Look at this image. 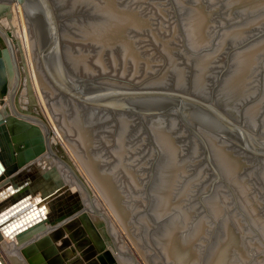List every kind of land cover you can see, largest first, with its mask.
I'll use <instances>...</instances> for the list:
<instances>
[{
  "label": "rangeland",
  "instance_id": "obj_1",
  "mask_svg": "<svg viewBox=\"0 0 264 264\" xmlns=\"http://www.w3.org/2000/svg\"><path fill=\"white\" fill-rule=\"evenodd\" d=\"M54 1L57 4L56 5L57 6L56 11L58 14L61 15L60 16L61 22H62L61 28L66 27V31H67V36L63 37V40H62V42L64 44V50L63 51H64L65 59L68 60L71 65L74 66V68L77 70V74L81 77L93 78V77H101V76H111V77H113V79H115V81L118 84H123L122 83L123 81L134 82V81L139 80V79L141 80L144 77H148L150 79L147 80V82H149L150 84H153V83L154 84H157V83L163 84V83L167 82L166 84H169L170 86H179V85H184V84L188 85L189 84V86L191 88H194L196 83H197V82L194 83L195 78H196V74H197L198 68L200 67V63L202 64V62H201L203 60L202 58L206 57V56H210L211 57L210 59L212 60L213 65H209V66L203 68V74H206L208 72L209 77H206V78H208L207 80L205 78L207 83H205V81H202L203 83H202V85L200 84V86L202 87V90H204L205 92H206V90L204 87H206L208 91L212 90L215 95L219 94L218 96H220V93L218 91H220V89L222 88V85L224 84V78H226V76H228V74L230 72V69L232 67V63L235 61V55L237 54V52L240 49H243L245 47L247 48V46L251 45V43H253V45L256 43H263V41H258V40L259 39L261 40V38L264 37V0H253V1L252 0H242V1L238 0V2L236 4H233L234 0H201V2H199L200 0H195L196 4L197 3H198V5L201 4L200 5L201 8L199 7V9L203 8L202 10H204L206 12L209 11L208 13H211L210 15L212 16L210 18V15H208L209 16L208 17L206 15L208 13L203 11V14L206 15V17L204 15H203V17H205V19L209 18V19H207L208 22L203 21V24L200 26V28L202 26L203 27L201 29L199 28L198 30L196 29V31H194V33L197 32L198 34L196 33V35H197V37H199V35L201 36V34L199 33V30H200V32L203 30L201 32L202 34L209 35V37L210 36L211 37L209 38L210 40L208 39L209 41L206 43L205 39L203 40V38L201 36L200 38L202 40L200 38H198L199 40L197 39L198 42L196 44L195 43L191 44V42L187 36L188 29L186 27V18H185V17H187L185 15H187L186 11L189 9V7L194 8V7H192V5H195L194 0H188V2H187V0L186 1L184 0L185 3L183 2V0H160V1L159 0H127V1L126 0H120V1L118 0L119 2H121L123 4L124 10L128 11L129 12L128 14L131 17H133L132 18V21H134V22H132L133 24H131V23L128 24L129 27L125 26L126 27L125 31L127 34L125 33V31L122 32V34L124 33L123 35H125L127 38V41H126L127 47L128 48H130L132 46L134 47V49H133V47L130 48V50H131L130 57H131V53H132V55L134 53V55L136 56V57L132 56L133 59L136 61V67H135L132 59L129 57V58H126L124 60L122 58L123 56H122L121 52L118 49L114 48L115 46H113L114 50L112 48L111 51L105 50V52L101 51L102 53L100 52L99 54H98V51H96V53H97L96 54L94 51V49L96 47H94L91 42L85 41L83 39L84 31L86 29L84 27L85 24H83V23L86 22V26L89 25V27H90L91 21L89 19L92 18L93 14H95L94 12H92V10H90L91 5L90 6L85 5V2L80 4L82 1H78V2H76L78 4L75 6V5H73V2H74L73 0H62L63 2H61L59 0H54ZM118 1H116V2H118ZM149 1H150V3H149ZM181 3H182V6H181ZM187 3H190L191 5L190 4L188 5ZM124 4H126L128 7ZM184 4H186V5H184ZM234 5H235V7H234ZM237 5H238V7H236ZM202 6H204L206 9H204V7H202ZM239 6H241V9ZM243 6H246V8H244ZM125 7L128 8V10ZM130 7H132V8L134 7L135 8L134 10H136V11H133L132 8H130ZM235 8H236V10H235ZM251 8H253V9H251ZM129 9H130V11H129ZM137 11H138V13H137ZM199 12H200L199 14H202L201 10H199ZM133 14L137 15L138 18H136L137 16H133ZM131 17H129V18H131ZM138 20H139V22H138ZM135 21H136V23H135ZM206 22L209 24L206 25ZM139 24H141V26H143V28L142 27L140 29L137 28V26L140 27ZM130 25L134 26V27H130ZM144 25H146L145 26L146 28H144ZM135 26H136V30L134 29ZM204 27H205V29H204ZM245 28H248V29L245 30ZM185 29H187V30H185ZM138 30H140V32ZM17 31L19 32V34H21L20 28L19 29L17 28ZM172 31H174L175 33H173ZM233 31L235 34L240 33L239 36L244 31V34L246 36L244 39L237 40L238 42H236L235 44H229V45L227 43H229L230 40L229 39L227 40V38H228L227 37L226 43H225L226 45L224 44V50L223 51H217L218 45L221 42L222 36L223 35L227 36L229 34V32H233ZM154 33H155V35H154ZM129 34L131 36L133 35L132 37H135V34H136L137 38L135 37L133 39ZM237 35L238 34H236V37H237ZM169 36H170V38H168ZM185 36H187V37L185 38ZM238 38H240V37H238ZM86 40H88V39H86ZM128 40H130L129 43H128ZM206 40H207V38H206ZM163 41H165L164 44L169 43L170 45H173L172 48L174 51L171 49L166 50V48L168 46L163 45L162 44ZM171 41H173V42L171 43ZM200 41H202L201 44H200ZM131 42H132V44H130ZM204 42H205V45L206 44L207 45L209 44V45L208 46L203 45ZM27 44H28L26 46L27 54L26 55H25V53L23 54V60L25 62L28 77H29V80H30L31 85H32L31 88L33 91V95L36 99L35 101L39 105L40 110H42L43 112L46 113L47 117L49 118L50 123L53 125V127L55 129H56L55 125H57L60 129H62V132H64L65 130L67 131V126H65L66 125L65 121L71 125V120L75 117H78V118L79 117H85V118L87 117L86 119L89 118L92 126L94 125V127L97 130H99L96 137H95L96 150L99 152L101 151L100 154H102V156H104V159H106V161H104V162L107 166H110V164H113L114 162L117 161L116 156H114L113 150L116 149V147H117L118 135L119 136L120 135L125 136V134H127L123 140L124 147L126 148V152H127L126 156L124 155V158L128 160L127 163L129 166L128 165L127 166L129 168H131V170L133 172L136 169L135 174H137V175H138V172H141L143 174L144 179H142V180L138 179V177L135 174L132 176L131 174H126L125 172L123 173L125 166L123 167L120 162H117L119 164V165H116L118 167L115 166L117 169L116 170L117 173H115V177L113 178V180L110 181V187H109V189L112 186H113V188L115 187L114 189L111 188V190H113L112 191L113 193H111L110 190L108 191V190L103 189V188L101 189L100 187L96 188V189H97L98 193H100V194L102 193V191H106V192H103V195H105V193H106L105 198H108L109 200L103 199V201L104 202H105V200H106V202L108 201L109 202L108 205H111L113 207V209L115 210V213L118 211L116 213L117 216L119 215L118 219L121 218L119 221H121L122 225L125 226L126 232L129 233V235H128L125 232V230H122L123 235H124L123 236L124 240L131 242L132 244H134L136 246L138 245L137 248L140 250L139 253L142 254V252H143L142 256L144 255L145 258H148V257L150 258V256L151 257L155 256L158 253L157 252L158 250H157L155 243H154V240H155L154 235L156 233L158 234L159 233L158 230H160L161 228L159 227L160 226L159 222H157L158 220H156V218L154 219L153 209H155L154 208L155 207V203H154L155 196L160 192V188L162 185H160L158 182H156L153 178L149 179V177L152 175L153 176L157 175L158 172L160 170H162L163 163H165L166 159H167V150L165 148L164 141L161 139V136H160V129L162 127L155 125L156 124L155 122H163V121H156L159 118L164 120V121H167L170 119H167V118L163 119L164 115H160V116H162V118L157 117V116L148 117V118H144L141 121L139 118L132 116V120L127 125V126H129V128L126 129L123 125V122H122L123 120L119 121V117H121L125 113H120V114L119 113H117V114L113 113V114H111L110 112H100V111L92 112L89 109H82L79 106L76 107L73 104H69L68 102H70V101H68L66 99H61V98H58V100H55L49 106V104H47V102L44 98V95L40 89L38 80L36 78V74H35L36 69H35V66L33 64V54H32L31 43L29 45V42H27ZM162 46H164V47L162 48ZM201 47L203 49H201ZM97 48L99 49V45L97 46ZM112 50H113V52H112ZM172 51L174 53V59L173 60L175 61V63L173 60L171 63L170 57L168 54V53L171 54ZM79 53H81V54H79ZM85 53H86V56L84 55ZM100 54H101V56H99ZM109 54L111 56H109ZM70 55L71 56L74 55V57L79 56L80 57V64L79 63L75 64V65L72 64L73 58L69 59ZM88 55H89V58H88ZM81 56H82V58H81ZM166 57H168V58H166ZM83 58H85V59H83ZM98 58H100L101 60L100 61L96 60ZM130 59H131V61H130ZM210 59L208 60V62H210ZM99 62H101V63H99ZM196 64H199V66L197 67ZM134 67H135V69H134ZM201 68L202 67H200V69ZM176 70H177V72H176ZM168 72H169V74H168ZM245 73L249 77L248 82H245V80H246L245 75L246 74H244V78L240 79L241 82H239V85H235V83H233L235 85V87L233 86V88H230L231 92L229 90H227L228 92L226 94V90L224 89V94L226 95V98H224V97L223 98L226 99L227 101H229L228 104L230 107H233L234 103H235L236 107L238 106L237 108H235V110L237 111V109L240 108L241 111L244 113L246 121L249 124H251V121L249 119L252 118V116L250 114H248V109L250 110V108L253 106L254 102L258 101L261 103V104L260 103L258 104V106L261 107V109H259L258 111L264 113V99H263L264 98V52L258 54L254 58L252 64L245 71ZM179 77L182 78V79L180 78L181 84L176 82V80H178ZM161 79H162V81H161ZM215 80H218L217 81L218 83L216 86H214V84L216 82ZM247 83H248V85H247ZM244 84L246 87L244 86ZM221 91L223 93V89ZM246 95H247V97H246ZM25 96L26 95L24 93V95H22L21 98H23ZM240 98H242V99H240ZM59 102H60V104H59ZM238 103H241V104H238ZM59 105L63 106L62 110L59 109V107H58ZM65 105H67V106H65ZM64 106H65V108H64ZM61 113H63V114H61ZM68 113H70V115L72 116V117L70 116L71 118L69 117ZM83 114L86 116H84ZM263 115L261 116L262 118H264ZM128 116H131V115H128ZM164 117H170V116H164ZM261 117L259 119H262ZM171 118H172L174 129H177V131H179L178 133L172 132V134H173V139L171 138L172 144L177 146V147L178 146L183 147V154L180 156L184 157L183 167L185 169H187V171H188V172H186V174H190V175L196 174V176H197L198 172L199 173L201 172V174L205 175L204 180L199 179L196 182H193L191 184L189 183V185H188L189 186L188 187L189 192H188L187 200H186L190 206H193V205L195 206L196 213H198L201 217L203 216L204 221L207 223V225H211V227H212L211 228L209 226V228H207L208 231L206 230L208 233L205 236V243H204L205 245L204 244L202 245V247H201L202 250L200 251L201 261L199 260L198 262H196V264H210L212 261L214 262V260L216 258L218 260H220L221 257H223V258L225 257L224 254H223L224 256H222L221 253L218 251H217L218 253L216 252L217 254L214 253L215 254L214 257L212 256L213 255L212 251H214L216 248V247H214L215 241L217 239L216 237L219 238V233L221 232V228H220L221 222L219 221L220 222L219 223L218 221H215L213 219V216H210V213L206 212V210H207L206 209V206H207L206 200H210L212 198L211 195H214L213 193H215V195H217L218 199H222L221 196H222V194H224L226 196V200H227L226 202L227 203L229 202L228 203L229 204L228 216L230 214L231 217L229 216L228 218H226V220L228 219L226 221V223H228V224L232 223V225L235 226L236 223L234 222L235 220L232 216L235 213V215H238L237 221L240 223L239 224L240 227L245 228V231L247 232V236L245 237L247 240L242 239L241 242L237 243V245L235 244V247H234L235 250L234 251H236V252H231L230 260L233 262V264H263V262H264V260H263L264 259V245H261L258 243V247H256L254 244H252V242H253L252 240H254L256 238H257L256 241L260 240V233L258 234L256 231H253V229L251 228L252 223L250 221V218L247 217L248 215L246 214V212L243 210V204L241 203L242 201H241L240 196H239L238 191H237L238 189L236 188V186L233 182L234 178L230 177L233 175L231 168L230 167L226 168V166L221 162V160L219 158H217L211 152V145H210V142L212 141L211 138L216 140V142L218 141V144H220L221 146H223L226 149V151L228 153V155L226 157L236 158V159H238V157H239L238 160L241 159V161L247 160L248 162H250V166H251L250 168L251 169L249 168V170L252 172V174H251L252 175L251 176L252 184H253V180H254V186H255L256 190L261 192L263 194V196H264V180H263L264 160L258 161V159H254L248 155L246 156V154H242L243 152H241L240 150L236 151L230 147H227L224 144V142L217 140L218 138L215 137V135H212L211 133L207 132V130H205L204 128H200L198 126L197 127L198 131L201 130L200 131L201 134L207 139L208 150L211 154L210 155L211 162L220 175V179H218L216 177L214 171L212 170L211 166L209 165L206 157H205V150H204V147L201 144V142L188 129H186V127L184 125H182L177 120V118H175V117H171ZM95 122H96V124H95ZM131 122L133 124H131ZM121 123H122V126L121 125L119 126V124H121ZM190 123L192 126L195 127L194 123H192V122H190ZM253 123H254L253 127L258 126V128L261 130V132L264 133L263 130L261 129V126H263L262 121L256 120V121H253ZM121 127H122V129H121ZM124 129H125V131H124ZM132 129L134 132H132ZM56 131H57V129H56ZM66 131H65V133H63L64 138H65V140H67V142H69L71 140L69 143H70L72 149L74 148V151H76V152L69 149L70 147L69 148L67 147V148H68V150L72 151L71 153L73 154V156L75 155L74 158L76 160H78V159L82 160V161L80 160L79 162L80 163L82 162L81 164L83 165V168L85 170L87 168V167H85V165H87V163L85 161L86 158H84L86 156V154L85 153H84V155L82 154L83 157H82V155L80 156V154H79L80 152H77L78 147H77V144H75L76 141H74L76 139L74 133H72V132L70 133V132H68V131L66 132ZM159 138L161 139V142L159 141ZM128 141L131 143H129ZM48 145H50L49 139H48ZM73 146H76L77 148L73 147ZM50 148H51V146H50ZM80 151H81V149H80ZM75 153L78 155H76ZM235 153H237V156ZM238 154H240V155L238 156ZM180 156H178V157H180ZM247 157L250 159H248ZM51 158L52 159L54 158V159L51 160ZM55 158L56 157L51 153V156H44L43 158L38 159L37 162H35V164L39 169L48 168V167L50 168V166L54 167L57 165L62 167L61 161L57 160ZM124 158L122 157L119 159L122 160ZM54 160L57 162H55ZM120 160H118V161H120ZM188 160L189 161L191 160V161L189 162ZM47 161L48 162L50 161V162L48 163ZM84 161L86 164L83 163ZM43 164H45V166H47V167H45ZM41 165H43V166H41ZM87 170H85V173L89 177L88 174H90L89 173L90 170H88V171ZM155 170L157 172H155ZM91 174H92V175H90L92 178L91 181L93 182V179H94L93 178V176H94L93 172ZM116 175H117V177H116ZM136 177L140 181H138L136 179ZM89 179H90V177H89ZM70 181H67L66 183H68V182L70 183ZM95 182H93V184ZM182 184H183V180H180V182L178 183V187H179V185H182ZM184 184L186 185L187 183L185 182ZM94 186L97 187V184L95 183ZM117 188H119L120 190ZM121 190H123V191H121ZM121 192H122V194H120ZM116 193H117L118 199H117ZM123 193H124V195H123ZM152 194H154L155 196ZM124 199L127 201H125ZM123 201H124V203H123ZM187 202H186V204H187ZM120 204H121V207H120ZM86 207L88 209H91L92 216L96 214L95 215L96 217L94 216L93 220L94 221L97 220L98 221V222L96 221L97 223H99V221H100L99 224H101V226L104 227L105 223H104V221L100 220L101 218L98 217L97 213L94 212L92 210V208L89 207L88 204L86 205ZM125 208H126V210H125ZM239 210H242L243 212H238ZM207 213H209V214H207ZM123 214L125 215L124 217H123ZM140 214H144L143 216L145 218L144 217L141 218ZM198 214L196 215V217L198 216ZM124 218H126V220ZM151 219H152V221H151ZM125 221H126V223H125ZM215 222H216V224H215ZM116 223H117V221H116ZM232 225H230V226H232ZM117 226H119L118 223H117ZM252 227H253V225H252ZM248 230H249V232H248ZM150 232H152V234ZM115 233H116V231H115ZM106 234H107V235H105L106 238H109L112 240L115 238L114 240H117L116 241L117 245H119L121 243V240L118 238L116 239V237L113 235V233H112V236L109 235L108 232ZM215 235H217V236H215ZM150 236H152V237H150ZM145 237H146V239H145ZM147 239H148V241H146ZM112 243H114V241ZM149 243H151V244H149ZM152 243H154V246L152 245ZM134 245H133V247H134ZM152 247H155V248L152 249ZM135 248L136 247H134V250H135ZM123 251L126 252L124 249H123ZM135 251H136V253H138L137 249ZM219 256H220V258H218Z\"/></svg>",
  "mask_w": 264,
  "mask_h": 264
},
{
  "label": "bare ground",
  "instance_id": "obj_2",
  "mask_svg": "<svg viewBox=\"0 0 264 264\" xmlns=\"http://www.w3.org/2000/svg\"><path fill=\"white\" fill-rule=\"evenodd\" d=\"M59 1L63 2L62 0H59ZM73 1H74L73 5H75V6L78 4V3H76L78 1H82L80 4L85 2V5H88V6L91 5L90 10H92V12L95 13L92 15V18L89 19L91 21L90 27H89V25L86 26V22L83 23V24H85L84 27L86 28L84 31L83 39L85 41L91 42L93 44V46L96 47L94 49L95 53H96V51H98V54L101 51L105 52V50L111 51L113 46H115L114 48L118 49L121 52V54L123 56L122 58L124 60L126 58H129L130 52H131L130 48H132L133 46L130 48L127 47V44H126L127 38L125 35H123L124 33L122 34V32L125 31L126 27H129L128 24H130V23L133 24L132 22H134V21H132L133 17H131L128 14L129 12L124 10L123 4L121 2H119L120 0L119 1L118 0H73ZM116 1H118V2H116ZM185 1L183 0L184 3H185ZM240 1H242V0H240ZM187 2H188V0H187ZM194 2H195V5H192V7H194V8L189 7V9L186 11L187 15H185V16H187V17H185L186 18V27L188 29L187 36H188L191 44H194V43L196 44L198 42L197 39L200 38L201 36H202L203 40L205 39V42L207 43L210 40L209 38L211 36L209 37V35L202 34L201 32L203 30L201 32L199 30V33L201 34V36L199 35V37H197V35H196L197 32L194 33V31H196V29L198 30L200 28V26L203 24V21L208 22L207 19H209V18L205 19V17H206V15L208 16L211 13H208L209 11L206 12V11L202 10L203 8L199 9V7L201 8V6H200L201 4L200 3H199L200 5H198V3L196 4L195 0H194ZM199 2H201V0ZM237 2H238V0H234L233 4H236ZM149 3H150V1H149ZM187 4L189 5L190 3H187ZM124 5H126V4H124ZM184 5H186V4H184ZM181 6H182V3H181ZM202 7H204V6H202ZM234 7H235V5H234ZM236 7H238V5ZM239 7L241 9V6H239ZM243 7L246 8V6H243ZM130 8H132V7H130ZM126 9L128 10V8H126ZM134 9L135 8L133 7L132 10L136 11ZM204 9H206V8L204 7ZM251 9H253V8H251ZM199 10L202 11V14H199L200 13ZM235 10H236V8H235ZM129 11H130V9H129ZM203 11L208 13V14L204 15ZM137 13H138V11H137ZM203 15L205 17H203ZM128 16L131 18H129ZM133 16H137V15L133 14ZM211 17L212 16L210 15V18ZM136 18H138V16ZM136 21H135V23H136ZM138 22H139V20H138ZM207 22H206V25L209 24ZM139 26L140 27L137 26V28H139V29L141 27L143 28V26H141V24H139ZM145 26L146 25H144V28H146ZM130 27H134V26L130 25ZM205 27H204V29H205ZM0 28L3 29L4 31L9 30L11 32L12 36L14 37V40L18 44V48L22 54V57H23L24 53L26 55L27 54L26 46L28 45L27 42H29V45H30V35L28 32L27 24H26V16H25L24 9L22 8V6L18 2H9V3L7 2V4L4 3V5L0 4ZM17 28L18 29L20 28L21 34H19V32L17 31ZM134 29L136 30V26ZM187 29H185V30H187ZM246 29H248V28H245V30ZM138 31L140 32V30H138ZM172 32L175 33L174 31H172ZM61 33H62L63 37L67 36L66 27L61 28ZM125 33H126V31H125ZM236 34H238L237 37H236ZM236 34L233 31V32H229V34L227 36L223 35L221 38V42L218 45L217 51H223L224 50V44L226 43L227 37H228L227 40L228 39L230 40L229 43H227L229 45V44H235L236 42H238L237 40L244 39L246 36L244 34V31H243V33H241L240 36H239L240 33H236ZM154 35H155V33H154ZM187 36H185V38ZM135 37H136V34H135ZM135 37H132V38L134 39ZM238 37H240V38H238ZM168 38H170V36ZM206 38H207V40H206ZM86 39H88V40H86ZM129 41L130 40H128V43H129ZM258 41H263V43H256L254 45H253V43H251V45L247 46V48L245 47L243 49H240L237 52V54L235 55V61L232 63V67L230 69V72H229L228 76L225 75L226 78H224V84L222 83L223 84L222 88L220 89V91H218L220 93L221 98L222 97L226 98V95L224 94V89L226 90V94H227V92H228L227 90L230 91L231 90L230 88H233V86L235 87V85H239V82H241L240 79L244 78V74H246L245 71L252 64L254 58L258 54L264 52V37L261 38V40L259 39ZM10 42H11V40H10ZM132 42L130 44H132ZM164 42L165 41H163L162 44L165 46H168L166 48V50H170V49L173 50V48H172L173 45H170L169 43L164 44ZM172 42L173 41H171V43ZM201 42L202 41H200V44H201ZM205 42L203 45H205ZM11 44H12V48H13L12 49L13 55L15 56V51H16L15 45L12 42H11ZM98 45H99V49L97 48ZM208 45L206 44L205 46H208ZM163 47L164 46H162V48ZM202 47H201V49H203ZM114 48H113V50H114ZM133 49H134V47H133ZM113 50H112V52H113ZM173 51L171 54L168 53L171 63H172V60L174 59ZM79 54H81V53H79ZM84 55L86 56V53ZM99 56H101V54ZM109 56H111V55L109 54ZM132 56L133 57H136V56L134 55V53H133V55L131 53V57H130L132 59V61L134 62L133 64L136 67V61L133 59ZM71 58H73L72 64H74V65L78 64V63L80 64V57L79 56L74 57V55L73 56L70 55L69 59H71ZM81 58H82V56H81ZM88 58H89V55H88ZM166 58H168V57H166ZM210 58H211L210 56H206V57L202 58L203 60L201 59L202 64L200 63V67H202V68L201 69H200V67L198 68L196 78L194 77L195 78L194 83L197 82L195 87H194V90H196L197 92L206 93L204 90H202V87L200 86V84L202 85V83H203L202 81H205V83H207L206 80L208 78H206V77H209V75H208V72L206 74H203V68L207 67L209 65H213L212 60ZM83 59H85V58H83ZM131 59H130V61H131ZM209 59H210V62H208ZM96 60L100 61L101 59L98 58ZM99 63H101V62H99ZM174 63H175V61H174ZM33 64H34V60H33ZM196 65H197V67L199 66V64H196ZM135 67H134V69H135ZM35 72H36V70H35ZM176 72H177V70H176ZM35 74H36V78H37V73H35ZM168 74H169V72H168ZM180 78L181 77H179L178 80H176V82H178L179 84H181ZM205 78H206V80H205ZM245 79H246L245 82H248L249 77L247 74L245 75ZM161 81H162V79H161ZM166 83H163V84H166ZM233 83H235V85ZM247 85H248V83H247ZM244 86H245V84H244ZM31 87H32V85H31ZM222 89H223V93L221 91ZM246 97H247V95H246ZM240 99H242V98H240ZM35 100L36 99L34 97V103H33L32 101H29V98L27 96H25L19 100L20 101L19 104L21 106L34 105V108H36L35 111L38 113V116L35 118V120L38 122H35V123H37L41 127L42 131L45 134V137L47 138V143H48V139L50 140L49 147L51 146L52 154L57 156L62 163V167H60L58 165L54 166V167L50 166V169L53 168L54 169L53 171L55 173H58V175L63 179V181H65V183L72 179L70 181V184H67V187H66L67 189L64 193L69 195L68 200L70 203H72V202L74 203L77 201L76 203L84 205L85 211L83 210L80 212L86 213V215L89 217V219L92 223L94 231L97 233V236L103 242L104 251L112 259V261L110 260L111 262H109V263L107 262L108 264H196V262H198L199 260L201 261V259H200V251L202 250L201 247L205 243V236L208 233L207 228H209V226L211 227V225H207V223L204 221L203 216L201 217L198 213H196L195 206L194 205L190 206L186 200H187V195L189 192L188 191L189 183L191 184L193 182L198 181L199 179L204 180L205 175L201 174V172L200 173L198 172L197 176H196V174L195 175L186 174V172H188V171H187V169H185L183 167L184 157L180 156L183 154V147H181V146L177 147V146L172 144V139H173L172 132L178 133L179 131H177V129H174L171 117H164L163 116V119L167 118L170 120L164 121V120L159 118L156 121H163V122H155L156 123L155 125L162 127L160 129V136H161V139L164 141V145H165V148L167 150V159H166V162L163 163L162 170H160L157 175H155V176L152 175L149 177V179L153 178L156 182H158L160 185H162L160 188V192L156 196L154 194H152L155 196V201H154V203H155L154 208L155 209H153L154 219L156 218V220H158L157 222H159V225H160L159 227L161 229L158 230V232H159L158 234L155 232L156 234L154 235L155 236L154 243H155V246L158 250V251L156 250L158 252L156 254L157 256L155 255L153 257L150 256V258L149 257L145 258L144 255L142 256L143 252H142V254L139 253L140 250L137 248L138 245L136 246V245L132 244L131 242L124 240V237H123L124 235H123L122 230H125L126 228H125V226L122 225L121 221H119L121 218L118 219L119 215L117 216V214H116L118 211L115 213V210L113 209L114 213H115L114 214L113 211L111 210L112 206L108 205L109 204L108 201H107L108 203L106 202V200L108 199V198H105L106 193H105V195H103V192H106V191H102V193L100 194V193H98V191L96 189V188L100 187L101 189L103 188V189H106L108 191L110 190L111 193H113L112 192L113 190H111V188H113V186L111 185L112 187L110 189H109V187H110V181L113 180V178L115 177V173H117L116 167H118V166H116V165H119L117 162H120L123 167L125 166L123 173L125 172L126 174H131L132 176L135 174L136 169L133 172L131 170V168L128 167L129 166L127 163L128 160L124 158V155L126 156L127 152H126V148L124 147L123 140L127 134H125V136H123V135L119 136L118 135L117 147H116V149L113 150L114 156H116L117 161L114 162L113 164H110V166H107L104 162V161H106V159H104V156H102V154H100L101 151L99 152L96 150L95 137H96L99 130H97L94 127V125L92 126L90 119L89 118L86 119L87 117L86 118L85 117H79V118L75 117L71 120V125L65 121L66 125L65 124L64 125L67 126V131L70 133L71 132L74 133V135L76 137V139L74 140V141H76V143L75 142L74 143L77 144L78 148L76 146H73V147L77 148V152H80L79 153L80 156L82 154L84 155V153L86 154V156L84 158H86L85 161H86L87 165H85L86 164L85 161L83 163H85L84 165H85V167H87L85 170H87V169L90 170L89 175H92L91 173L93 172V175H94L93 176V178H94L93 182L96 181L95 183L97 184V187H95L96 186V185L94 186L95 183L93 184V182L91 181V179H92L91 176L89 179V177L85 173L83 165L81 164L82 162L81 163L79 162L81 159L76 160L74 158L75 155L73 156V154L71 153L72 151L68 150V148L70 147L69 149L74 151V148L72 149V147L69 143L71 140L70 141L68 140L69 142H67V140H65V138H64L63 133H65L66 130L65 131L63 130L64 132H62V129H60L57 125H55V127L57 129V131H56V129L50 123L49 118L47 117L46 113L43 112L42 110H40L39 105ZM225 102H226V104H224V105L228 109V111L230 110L229 112H236L235 108H237L238 106L236 107L235 103H234L233 107H230L228 104L229 101H227L225 99ZM259 103L260 102H258V101L254 102V104L250 108V110L248 108L247 109H248V114H250L252 116V118L249 119L251 121V123L254 124L253 121H256V120L262 121L263 126H261V129L264 132V118L261 117L264 113L258 111L259 109H261V107L258 106ZM59 104H60V102H59ZM238 104H241V103H238ZM65 106H67V105H65ZM65 106H64V108H65ZM58 107L60 110H62L63 106L59 105ZM0 109L5 110V113L16 114V111L14 109V102L13 101L10 102L6 96L3 99V104L0 105ZM61 114H63V113H61ZM68 114L70 117L71 116L70 113H68ZM84 116H86V115H84ZM157 117L162 118V116H160V115ZM260 117L262 119H259ZM120 120H123L122 121L123 125L127 129V128H129V126H127V125L132 120V116H128V114H126V115L123 114L121 117H119V121ZM95 124H96V122H95ZM131 124H133V123L131 122ZM120 125L122 126V123L119 124V126ZM121 129H122V127H121ZM124 131H125V129H124ZM132 132H134L133 129H132ZM161 139L159 138L160 142H161ZM211 140H212L210 142L211 152L217 158H219L221 160V162L226 166V168L230 167L231 171L233 172V175L230 177L234 178L233 182H234L236 188L238 189L237 191H238V194H239L240 199L242 201V202L241 201L240 202L243 204V210L246 212V214L248 215L247 217L250 218V221L253 225V227L251 225V228L253 229V231H256L258 234L260 233V240L256 241V239H257L256 238V239L252 240L253 242L251 241L252 244H254L256 247H258V243L261 245H264V196L261 192L256 190V188L254 186V180H253V184H252V181H251L252 172L249 170V168L251 167L250 162H248L247 160L246 161H241V159L238 160L239 157H238V159L226 157L228 155L226 149L223 146H221L220 144H218V141L216 142V140H214L212 138H211ZM129 143H131V142H129ZM80 149H81V151H80ZM74 152H76V151H74ZM235 154L237 156V153H235ZM242 154H244V153H242ZM76 155H78V154H76ZM83 155H82V157H83ZM239 155L240 154H238V156ZM178 156H180V157H178ZM122 157L124 159L120 160L119 158H122ZM53 159L51 158V160H53ZM248 159H250V158H248ZM118 160H120V161H118ZM262 160H264V159H262ZM55 162H57V161H55ZM45 164H43V165L45 166ZM43 165H41V166H43ZM45 167H47V166H45ZM155 172H157V171L155 170ZM135 175L140 180L144 179L143 174L141 172H138V175L137 174H135ZM116 177H117V175H116ZM137 177H136V179H137ZM140 180H138V181H140ZM180 180H183V184L179 185V187H178V183L180 182ZM263 180H264V173H263ZM185 182L187 183L186 185L184 184ZM117 189H119V188H117ZM121 191H123V190H121ZM120 194H122V192ZM213 194L214 195H211L212 198L210 200H206V204H207L206 212H209L210 216H213V219L215 221L221 222V227H220L221 232L219 233V238L216 237L217 239L215 241V246H214L216 248L214 251H212L213 252L212 256L214 257L215 254L220 252L221 255L222 256L225 255V257L224 258L221 257L222 258L221 259L219 256L218 258H220V260H218L217 258L215 260L213 259L214 262L212 261L213 263L211 262L210 264H233V262L230 260L231 252H236V251H234L235 250V248H234L235 244L237 245V243L241 242L242 239L247 240L245 238L247 236V232L245 231V228L240 227V225H239L240 223L237 221L238 215H235V213H234V215L231 214L235 220L234 221L236 223L235 226L232 225V223L231 224L226 223V221L228 220V219L226 220V218H228L230 216V214L228 216V211H229L228 210V207H229L228 203L229 202L228 203L226 202L227 200H226V196L224 194H222V196H221L222 199H218L217 195H215V193H213ZM123 195H124V193H123ZM116 196H117V193H116ZM103 199H106L105 202L103 201ZM117 199H118V196H117ZM127 200H125V201H127ZM186 202H187V204H186ZM123 203H124V201H123ZM87 204L89 205V207L92 208V210L94 212L97 213L98 217L101 218V219L100 218L99 219L101 221H104V223H105L104 227L106 229L103 226H101V224H99L100 221H99V223H97L98 222L97 220H96L97 222L93 220V217L96 214L92 216L91 209H88L86 207ZM62 206L63 205H61V208H63ZM120 207H121V204H120ZM125 210H126V208H125ZM238 212H243V211L239 210ZM209 213H207V214H209ZM197 214H198V216L196 217ZM140 215H141L140 216L141 218L144 217L143 216L144 214H140ZM124 216L125 215L123 214V217ZM124 219L126 220V218H124ZM115 220L117 221V223L120 227L117 226V223ZM151 221H152V219H151ZM60 223L61 222H59V224ZM125 223H126V221H125ZM215 224H216V222H215ZM45 225H46V223H45ZM230 225H232V226H230ZM52 229H53V226L49 227L47 224V226H45L44 230L38 232V234L32 236L31 238H29L25 242H22L21 244L17 243L14 238H11L8 235H5L0 230V264H27L24 257L22 256V254L20 252V246L23 243L30 242V240L33 241L40 236L50 237V230H52ZM105 230L111 236L113 233V235L116 237V239L118 238L121 240V243L119 245H117L116 244L117 240H114L115 238L113 240L106 238L105 235H107L106 234L107 232ZM115 231H116V233H115ZM125 232H126V230H125ZM248 232H249V230H248ZM126 233L129 235L128 232H126ZM150 233L152 234V232H150ZM215 236H217V235H215ZM150 237H152V236H150ZM63 238H65V239L67 238L69 240L67 232H65V231L63 232ZM145 239H146V237H145ZM47 241L48 242L43 241V244H41V246H40V250H41V252H43L42 256H43V261L45 264H103L102 261L100 259H98V257H96V256H92V257L88 256L87 258L83 257V255L75 247V245L72 241H69V242L67 241L68 243L63 245L60 254H58L57 256H56V254H53L54 256H51V255H49V253H47L48 246L51 243V240L47 239ZM113 241H114V243H112ZM146 241H148V239ZM52 242L56 246L62 245L61 240L59 238L57 240H53ZM154 243H152L153 246H154ZM149 244H151V243H149ZM133 245H134V247H136L135 250L137 249L138 253H136V251L134 250ZM86 247H87V245L84 248H86ZM153 248H155V247H152V249ZM123 249L126 252H124ZM263 264H264V262H263Z\"/></svg>",
  "mask_w": 264,
  "mask_h": 264
},
{
  "label": "water",
  "instance_id": "obj_3",
  "mask_svg": "<svg viewBox=\"0 0 264 264\" xmlns=\"http://www.w3.org/2000/svg\"><path fill=\"white\" fill-rule=\"evenodd\" d=\"M7 2H18L24 9L37 80L49 106L61 98L92 112L125 113L141 121L159 115L175 117L201 142L218 179L220 175L211 162L207 139L198 131V126L227 147L258 161L264 159V133L246 121L240 108L229 112L225 99L212 90L204 87L206 93H200L189 84H150L148 77L123 81V84H118L111 76L81 77L65 59L61 15L56 11V2L0 0L1 5ZM10 40L15 45V56ZM215 81L214 86L218 83ZM24 93L34 103L18 44L9 30L0 28V105L6 96L14 102L16 111L9 114L0 109V230L21 244L44 230L47 224L53 226L50 237L40 236L20 246L27 264H45L40 246L43 241L48 242L47 239L51 240L47 250L51 256L60 254L63 245L72 241L83 257L96 256L103 264H108L112 259L104 251L103 242L86 213L80 212L85 211V207L77 201L70 203L69 195L64 193L70 183H65L53 169H39L35 164L38 159L50 156L52 149L41 127L35 123L38 113L34 105L19 104ZM111 210L114 213L113 208ZM64 231L69 240L63 238ZM58 238L60 246L52 242Z\"/></svg>",
  "mask_w": 264,
  "mask_h": 264
}]
</instances>
